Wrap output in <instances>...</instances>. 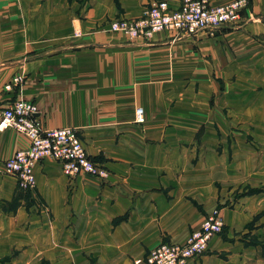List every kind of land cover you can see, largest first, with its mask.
<instances>
[{
  "label": "crops",
  "instance_id": "0c3cea01",
  "mask_svg": "<svg viewBox=\"0 0 264 264\" xmlns=\"http://www.w3.org/2000/svg\"><path fill=\"white\" fill-rule=\"evenodd\" d=\"M60 1L0 0V113L19 98L34 103L44 129L77 130L88 155L109 174L70 180L58 162L39 163L34 194L42 203L28 220L19 257L26 264H146L149 250L161 242L184 244L218 210L222 233L185 264H264V191L234 198L200 165L203 148L226 142L214 143V133L232 127L221 114L235 108L238 84L264 85V0H250L238 27L213 37L200 32L173 40L158 33L131 42L101 29L112 19L100 30H80L75 40L72 30H28L30 2ZM155 1L85 0V24L134 19ZM166 1L179 7L180 0ZM17 75L20 88L6 91ZM137 108L143 125L134 121ZM27 146L15 131L0 132V172ZM1 184V195H11L12 182L0 175Z\"/></svg>",
  "mask_w": 264,
  "mask_h": 264
},
{
  "label": "built area",
  "instance_id": "2783aa9c",
  "mask_svg": "<svg viewBox=\"0 0 264 264\" xmlns=\"http://www.w3.org/2000/svg\"><path fill=\"white\" fill-rule=\"evenodd\" d=\"M250 0H236L226 5L212 6L209 0H180L179 7L172 9L166 0H157L145 7L134 19L109 20L101 29L124 36L128 41L149 42L155 34L168 33L173 40L204 32L213 37L223 28H235L242 22V13ZM79 35V32L76 31ZM23 78L14 76L4 89L20 88ZM38 108L22 98L14 101L0 113V132L15 131L26 137L28 146L15 151L3 163V173L16 180L25 190L36 185L35 167L46 158L58 162L63 175L73 180L86 175L100 180L108 177V170L93 160L86 152L80 134L74 128L46 130L37 117ZM134 121L145 122L142 108H137ZM223 219L219 211L205 217L201 226L192 231L184 244L161 242L148 251L146 264H185L204 254L209 241L222 233Z\"/></svg>",
  "mask_w": 264,
  "mask_h": 264
},
{
  "label": "rangeland",
  "instance_id": "374dc122",
  "mask_svg": "<svg viewBox=\"0 0 264 264\" xmlns=\"http://www.w3.org/2000/svg\"><path fill=\"white\" fill-rule=\"evenodd\" d=\"M114 3L118 6L117 0ZM55 5L59 6L56 13L53 11ZM85 7V0H61L55 4L30 2L28 30H42V27L72 30V39L75 40L81 38L80 30H100L99 27L109 19L118 18H107L101 22L94 20L87 26L85 23L89 20ZM23 24V18L22 22L19 19L18 27ZM220 90L224 92L222 86ZM232 94L237 95L235 108L230 109L231 114L228 109L221 114L226 124L232 127L218 131L217 135L214 133V143L217 137L226 139L227 143L222 142L225 146L218 143L214 147L203 148L200 159H206L200 165L206 175L211 173L210 176L215 177V187L228 189L234 198L254 196L264 191V85L258 82L241 83ZM211 106H214L213 98ZM197 161V158L193 159L190 168H195ZM0 175L12 182L11 195L5 197L0 193V264H26V260L19 255L27 246L28 220L39 214L42 202L34 194L35 187L25 190L2 170ZM4 187L6 185H0V189ZM40 264H50V261L41 259Z\"/></svg>",
  "mask_w": 264,
  "mask_h": 264
}]
</instances>
